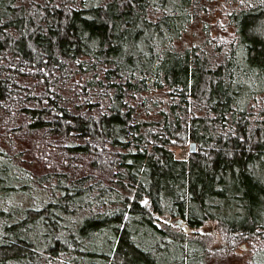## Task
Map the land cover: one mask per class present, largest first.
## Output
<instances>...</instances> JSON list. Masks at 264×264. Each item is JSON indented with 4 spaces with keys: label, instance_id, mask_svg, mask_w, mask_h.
Here are the masks:
<instances>
[{
    "label": "trees",
    "instance_id": "obj_1",
    "mask_svg": "<svg viewBox=\"0 0 264 264\" xmlns=\"http://www.w3.org/2000/svg\"><path fill=\"white\" fill-rule=\"evenodd\" d=\"M212 5L0 0V264H264V0Z\"/></svg>",
    "mask_w": 264,
    "mask_h": 264
},
{
    "label": "rangeland",
    "instance_id": "obj_2",
    "mask_svg": "<svg viewBox=\"0 0 264 264\" xmlns=\"http://www.w3.org/2000/svg\"><path fill=\"white\" fill-rule=\"evenodd\" d=\"M212 3H213V5H212L213 9L212 8L211 9L213 10V15L208 17L209 22L207 23L209 27L211 26L210 27L211 35L212 36L220 35L222 37H227L228 35H231L232 29H229L227 27L226 14L233 7L240 5V0H212ZM190 35H191L190 37L185 38L184 43H190L194 40H199L201 38L199 32L196 29L192 30ZM261 99H262V102L260 101ZM263 99H264L263 97L258 99V101L253 105L254 111L259 112L262 109L261 107L264 106ZM188 150H189V145L178 146L177 148L174 149V154L178 158H184L186 156ZM16 199L17 198L15 197L14 200H16ZM0 224H1V221H0ZM207 226L208 227L213 226L212 227L213 229L216 228L215 225H211V224H209ZM212 244L217 245V247H219V246H224V248L226 247V244L224 242H222L221 240H219L218 237L214 238V241L210 245H212ZM248 246L249 245L242 244V245L237 247L236 253L242 256V262L241 263L239 262V264H243L244 262L249 260L250 253L252 251L250 250V247H248ZM209 248H212V246H210ZM231 261L232 262L229 264H235V260H231Z\"/></svg>",
    "mask_w": 264,
    "mask_h": 264
},
{
    "label": "water",
    "instance_id": "obj_3",
    "mask_svg": "<svg viewBox=\"0 0 264 264\" xmlns=\"http://www.w3.org/2000/svg\"><path fill=\"white\" fill-rule=\"evenodd\" d=\"M189 151L190 152H194L195 151V143L194 142L189 144ZM162 221L165 222L166 224H171V225L177 226L179 228H182L184 231H188L189 230V227L180 218H174V219L164 218V219H162ZM211 249L212 250L224 249V246H219V247H215V248H211Z\"/></svg>",
    "mask_w": 264,
    "mask_h": 264
}]
</instances>
